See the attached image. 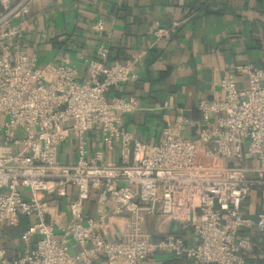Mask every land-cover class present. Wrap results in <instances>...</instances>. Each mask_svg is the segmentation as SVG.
Masks as SVG:
<instances>
[{"label":"built area","instance_id":"obj_1","mask_svg":"<svg viewBox=\"0 0 264 264\" xmlns=\"http://www.w3.org/2000/svg\"><path fill=\"white\" fill-rule=\"evenodd\" d=\"M34 1L0 0V223L32 218L24 238L37 236L13 259L1 246L0 264H150L165 250L200 264H246L253 234L264 232V210L243 212L254 188L264 192V67L237 65L244 84L220 78L214 98L199 103L204 124L195 138L182 136L189 120L181 117L160 141L145 142L122 124L136 99L108 96L138 77L141 54L108 62L101 45L83 80L67 58L39 65L20 39ZM170 32L155 23L157 37ZM98 125L107 150L119 147V163L91 154L88 132ZM70 135L76 158L64 163L59 149ZM48 197L63 199L65 220L49 211ZM92 198L102 212H88ZM159 216L189 227L196 241L154 237L146 219Z\"/></svg>","mask_w":264,"mask_h":264},{"label":"crops","instance_id":"obj_2","mask_svg":"<svg viewBox=\"0 0 264 264\" xmlns=\"http://www.w3.org/2000/svg\"><path fill=\"white\" fill-rule=\"evenodd\" d=\"M100 22L103 32L98 30ZM156 22L170 28V34L157 37ZM20 39L39 65L70 60L78 67L80 80L87 76V58L97 57L101 45L109 49L108 62L141 54L138 77L113 86L108 93L137 101L136 110L121 114L123 126L134 137L153 143L162 139L167 126L187 117L181 134L195 138L204 124L199 103L214 98L220 78L232 75L244 84L246 80L235 71L237 65L264 67V0H35ZM88 137L91 154L101 151L109 162L119 163V147L107 150L100 125ZM76 144L72 135L61 144L62 162H74ZM47 204L50 212L67 218L62 198L48 197ZM103 210L93 198L89 201V213ZM262 210L264 192L254 188L243 212L256 217ZM32 223L28 217L19 225L0 223V247L8 258L24 254L36 243L37 236L29 245L24 238ZM146 226L156 238L173 232L196 241L189 227L167 216L148 217ZM252 240L255 252L247 256L246 264H264V232H255ZM94 264L108 263L101 258ZM150 264L200 263L165 250L157 251Z\"/></svg>","mask_w":264,"mask_h":264}]
</instances>
